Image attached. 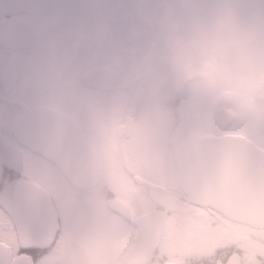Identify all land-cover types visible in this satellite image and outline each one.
I'll use <instances>...</instances> for the list:
<instances>
[{
	"label": "flooded vegetation",
	"instance_id": "1",
	"mask_svg": "<svg viewBox=\"0 0 264 264\" xmlns=\"http://www.w3.org/2000/svg\"><path fill=\"white\" fill-rule=\"evenodd\" d=\"M23 3L0 0V242L14 238L16 247L45 249L36 264H162L174 236L222 222L196 212L205 199L241 191L258 200L252 188L242 189L251 175L215 172L216 165L201 167L204 174L190 171L185 183L196 185L195 192L177 188L176 161L161 156L165 145L143 128L86 108L58 107L44 66L23 62L32 41L21 27H8ZM244 4L264 12L257 0ZM29 71L33 85L14 93L10 83ZM261 88L252 89V102L264 97V82ZM236 109L223 107L212 135L239 134L264 151V142L235 128L230 113ZM77 161L90 168L74 188ZM8 199L13 212L3 206Z\"/></svg>",
	"mask_w": 264,
	"mask_h": 264
},
{
	"label": "clouds",
	"instance_id": "2",
	"mask_svg": "<svg viewBox=\"0 0 264 264\" xmlns=\"http://www.w3.org/2000/svg\"><path fill=\"white\" fill-rule=\"evenodd\" d=\"M11 16L9 29L21 27L33 43L23 62L44 66L58 107L127 119L173 160H191L223 107L248 97L264 71V55H241L264 25V12L244 0H24ZM33 83L29 71L9 88L23 94ZM232 115L264 138V97ZM89 168L75 163L74 188ZM190 171L176 175L177 188Z\"/></svg>",
	"mask_w": 264,
	"mask_h": 264
},
{
	"label": "snow or ice",
	"instance_id": "3",
	"mask_svg": "<svg viewBox=\"0 0 264 264\" xmlns=\"http://www.w3.org/2000/svg\"><path fill=\"white\" fill-rule=\"evenodd\" d=\"M197 206L201 217L221 223L184 236H174L162 264H264V198L255 200L236 191L229 199L211 197ZM45 249L16 247L14 238L0 242V264H36Z\"/></svg>",
	"mask_w": 264,
	"mask_h": 264
},
{
	"label": "water",
	"instance_id": "4",
	"mask_svg": "<svg viewBox=\"0 0 264 264\" xmlns=\"http://www.w3.org/2000/svg\"><path fill=\"white\" fill-rule=\"evenodd\" d=\"M175 161L178 174L186 173L189 169L204 174L206 171L201 167L216 165L215 172L234 174L240 171L243 176L251 175L252 181L250 179L245 181L243 178L242 189L246 186L252 188V194L258 196V200L264 198V151L249 144L239 134L211 135L191 160L176 159ZM198 165L199 168H196ZM191 186L193 185L187 186L184 183L183 188L185 190L193 189L194 192L198 188L196 185ZM11 204L10 199L7 203H3L8 212L14 211Z\"/></svg>",
	"mask_w": 264,
	"mask_h": 264
},
{
	"label": "rangeland",
	"instance_id": "5",
	"mask_svg": "<svg viewBox=\"0 0 264 264\" xmlns=\"http://www.w3.org/2000/svg\"><path fill=\"white\" fill-rule=\"evenodd\" d=\"M257 3L259 5L264 6V0H257ZM263 28H260L261 31V35L257 37V41L256 43H251L250 44H246L242 49H241V55L243 58L247 59V58H251V57H259L264 55V25H261ZM249 48V49H248ZM264 82V71H259L256 73V75L254 76L253 80L250 83L249 86V94L248 97H246L243 101H241L238 104H233L234 106L236 105L239 109L240 108H245L249 103L252 102L251 100V95H252V89L255 87H260L261 88V83ZM262 90V88H261ZM254 99V98H253ZM238 109H236L237 111ZM231 117L232 114L230 113ZM227 116V115H226ZM226 126L228 128L230 127V123L226 122ZM235 128H240L242 130H246L245 128L241 127L238 122H235ZM260 142H264V138H255Z\"/></svg>",
	"mask_w": 264,
	"mask_h": 264
}]
</instances>
